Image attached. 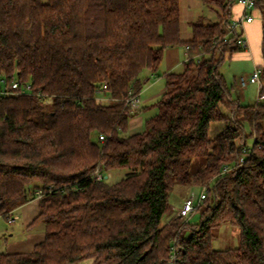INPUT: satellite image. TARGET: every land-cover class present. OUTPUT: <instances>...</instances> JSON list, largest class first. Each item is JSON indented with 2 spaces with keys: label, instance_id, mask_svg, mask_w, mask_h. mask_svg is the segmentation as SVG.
I'll list each match as a JSON object with an SVG mask.
<instances>
[{
  "label": "trees",
  "instance_id": "obj_1",
  "mask_svg": "<svg viewBox=\"0 0 264 264\" xmlns=\"http://www.w3.org/2000/svg\"><path fill=\"white\" fill-rule=\"evenodd\" d=\"M202 2L217 18L190 21L183 38L180 0H0V87L27 89L0 96V216L38 198L29 227L45 230L0 264H171L173 255L174 264H264V99L242 105L220 71L226 54L245 49L243 29L228 35L236 0ZM175 44L189 45L183 69L165 73L158 111L130 133L139 111L125 99ZM225 120L210 137V124ZM244 124L254 135L245 152ZM196 157L204 164L191 173ZM178 184L207 186L197 225L178 210L163 222ZM225 221L239 245L215 249Z\"/></svg>",
  "mask_w": 264,
  "mask_h": 264
},
{
  "label": "rangeland",
  "instance_id": "obj_2",
  "mask_svg": "<svg viewBox=\"0 0 264 264\" xmlns=\"http://www.w3.org/2000/svg\"><path fill=\"white\" fill-rule=\"evenodd\" d=\"M180 6H181V13H182V22H181V32L183 38H189L191 36V27L189 22L192 20H195L199 16H207V18L216 19L217 14L215 12H212L210 8L203 4L202 0H180ZM241 9V5L236 2L233 4L232 7V17L235 16L236 13H238ZM173 50L170 51H179L181 53L180 55V61L176 63L177 65L173 67L172 62H175L176 60L173 58L172 54L166 53V55L163 56L162 61L156 70V72L151 74L150 80L144 85L142 92V104H140L139 113L134 115L133 122H138L140 127L142 126V129L145 127L144 123L145 120L156 114L158 111L157 102L160 100L163 94V89L165 88L166 84V78L165 73L169 70H174L176 72L181 71L183 69V62L186 60L187 54H186V46L184 44H175L171 46ZM237 53V52H236ZM240 56V55H238ZM253 67V60L250 57H236L235 53L233 54V58L229 60V56H225V60L223 61L220 70L224 72L228 83L231 85L233 82V78L235 75H238L240 73H249L252 70ZM172 68V69H171ZM253 72V70L251 71ZM154 74V75H153ZM159 75V78L161 79L158 84H155L153 86H150L155 81V76L157 77ZM150 88L148 89V87ZM236 91L232 90L233 95L235 96ZM246 94L253 98H257L258 96V86L256 84H248V86L245 88ZM102 95L103 99L108 100L110 98V95L108 94H100ZM144 97H148L147 102L143 101ZM136 124V123H135ZM264 124V123H263ZM130 126V125H129ZM139 127V128H140ZM133 130V129H132ZM136 130V129H134ZM246 133L249 134L246 145L248 147H252L254 143V135L251 133V130L249 127H246ZM130 131V128H129ZM204 164V158L203 157H196L193 159L191 166H190V172L194 173L196 172L202 165ZM126 172L125 168L117 169L114 171H111L110 173V180L115 181L119 178H121ZM182 186L179 184L175 186V188L171 191L170 195V201L173 205V212L170 214H166L163 217V222H165L171 215H178L177 209L181 207V204L183 203V200L187 197L188 189L192 190L195 195H199L201 191V186L198 185H192L188 188V185L183 187V190H181ZM203 208L195 211L190 216L189 224L190 226L197 225L201 222V216H202ZM15 218V221L13 223H9L8 219L4 218L3 216H0V254L2 253H9L16 250L26 252L25 248L28 247V245L32 242L34 235L38 233L39 231L44 230V224L42 222H39L35 224L33 227H29L26 225L25 221L22 218H17L16 213L12 215ZM38 227V228H36ZM240 241V234L239 229L237 226L231 224L228 221L223 222L217 229L214 231V237L212 239V245L215 249H225V248H231L239 245ZM88 261L81 262L79 264H87Z\"/></svg>",
  "mask_w": 264,
  "mask_h": 264
},
{
  "label": "crops",
  "instance_id": "obj_3",
  "mask_svg": "<svg viewBox=\"0 0 264 264\" xmlns=\"http://www.w3.org/2000/svg\"><path fill=\"white\" fill-rule=\"evenodd\" d=\"M242 11H243V8L241 6L240 11L238 13H236L235 16L232 17V19L236 20V19L240 18L242 15ZM248 12L250 15H252L253 19L250 22H246L244 24V26L242 27L244 34H245V37L248 41V47L243 49V50H240V51L232 52L231 54H226V56L227 55L229 56V60H231L233 58L234 53H235V58L236 57H243V55L245 57H250L253 60L252 70H254L256 67H259V66L263 65V63H264V57H263V52H262V41H263V37H264V7H254L252 9H250ZM171 48H172L171 46L166 47V49L164 51V55H166V53H168V52H170L168 54H172L173 58L176 60L175 62H172V63H174L173 67H175L177 65L176 63H178L180 61L181 53L178 50L177 51H170V50H173ZM238 55H240V56H238ZM169 71H171V70H169ZM251 71L249 73L243 72V73H240L238 75H235L233 78V82L231 83L232 90L236 91L235 92L236 95L234 96L232 93V96L234 99H237L242 105H252V104H255L257 101V98L252 99V97L250 95L248 96L245 92V88L248 86V84H256L257 85V83L249 81V78L252 74ZM222 74L225 76L224 72H222ZM154 78H155V81L150 86L161 83L160 82L161 79L159 78V75H157V77L155 76ZM225 78H226V76H225ZM261 78H262V83L264 85V77L261 76ZM243 79H246L248 81L247 84L244 86L242 85ZM226 80H227V78H226ZM227 82H228V80H227ZM150 86L148 87V89L150 88ZM164 90H165V88L162 91L164 92ZM141 95H142V92H140L141 104H142L143 102H142V96ZM147 100H148V97L143 98L144 102H147ZM222 112L224 113V115L226 117H232L230 110H228L227 108L222 107ZM133 118L134 117H132L130 119V124H129L130 125L129 126L130 133H136V132L142 131L143 130L142 126L140 127V125L138 124L139 121L133 122ZM226 124H227L226 120L225 121H213L210 124L209 136L212 138L216 137L225 128ZM244 126H245V129H246V127H249L247 124H244ZM134 129H136V130H134ZM180 186H182V185H180ZM183 187L184 186L181 187L182 188L181 190H183ZM14 213H16L17 218H22L25 221L26 225L29 226L39 214V199L34 198V199L20 205L16 209H14L13 212L10 214L11 217L13 218V221L9 222V223H13L15 221V218L12 216V215H14ZM36 228H38V227H36ZM44 238H45V230H42V231H39L38 233H36V235H34L33 240H31L32 242L28 245L27 248H25L26 249L25 251L26 252L31 251L33 249L34 245L37 244L38 242L42 241ZM23 251L24 250H22V251L16 250V251L9 252V253H23ZM85 261H88L87 264H93L92 259H86V260L80 261L79 263L85 262ZM79 263H77V264H79Z\"/></svg>",
  "mask_w": 264,
  "mask_h": 264
},
{
  "label": "built area",
  "instance_id": "obj_4",
  "mask_svg": "<svg viewBox=\"0 0 264 264\" xmlns=\"http://www.w3.org/2000/svg\"><path fill=\"white\" fill-rule=\"evenodd\" d=\"M237 1L243 8L242 15L240 18L231 21V24L229 25V28H228V35L235 34L236 31H239L240 29H242V27L244 26V24L246 22H250L253 19L252 15H250L248 11L255 7L256 0H237ZM238 42L242 45V47H244V48L248 47V41H247L244 33L240 37H238ZM188 51H189V45H186V54H187L186 59L189 57ZM249 81L257 83V86H258L257 99L263 100L264 99V92H263L264 91V85L262 83L261 68L260 67H256L253 70V72L249 78ZM247 82L248 81L246 79H243L242 85L243 86L246 85ZM26 90L27 89H24V88L20 89L19 88V83L17 80H12L10 82V84H8V85H7L6 81H3V85L0 87V96L1 95L20 94V93H24ZM100 98L103 99L102 95L100 96ZM125 101H126V106L130 109L131 113H136L139 111L140 104H141L140 93L130 94V96L125 99ZM104 138H105V136L101 134L100 139H104ZM240 146L242 147V151H244V152L251 150V148L246 145L245 141L240 142ZM244 160L245 159L242 157L239 160V162L237 163V165H241L244 162ZM231 167H233V165H226L224 167V171H227ZM96 177L98 179L102 178V173L99 170L96 171ZM206 195H207V186L206 185L201 186V191H200L198 196L195 195L192 190L188 189L187 197L183 200L181 207L179 209H177L179 215H182V216H185L186 218H189L195 212L198 205L200 203H202L203 200L206 198ZM8 221L9 222L13 221V218L11 217V215H9ZM175 258H176L175 255H173L172 259H171V264H174Z\"/></svg>",
  "mask_w": 264,
  "mask_h": 264
},
{
  "label": "water",
  "instance_id": "obj_5",
  "mask_svg": "<svg viewBox=\"0 0 264 264\" xmlns=\"http://www.w3.org/2000/svg\"><path fill=\"white\" fill-rule=\"evenodd\" d=\"M108 175H106V177H107Z\"/></svg>",
  "mask_w": 264,
  "mask_h": 264
}]
</instances>
